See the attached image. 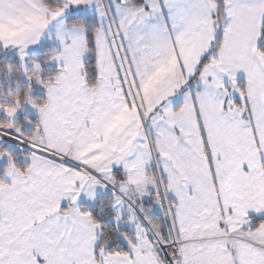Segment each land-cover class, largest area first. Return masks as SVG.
Wrapping results in <instances>:
<instances>
[{
    "label": "snow or ice",
    "instance_id": "obj_1",
    "mask_svg": "<svg viewBox=\"0 0 264 264\" xmlns=\"http://www.w3.org/2000/svg\"><path fill=\"white\" fill-rule=\"evenodd\" d=\"M0 264H264V0H0Z\"/></svg>",
    "mask_w": 264,
    "mask_h": 264
}]
</instances>
